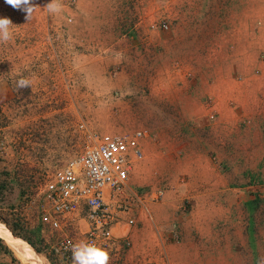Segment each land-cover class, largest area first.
I'll return each mask as SVG.
<instances>
[{
    "label": "rangeland",
    "instance_id": "obj_1",
    "mask_svg": "<svg viewBox=\"0 0 264 264\" xmlns=\"http://www.w3.org/2000/svg\"><path fill=\"white\" fill-rule=\"evenodd\" d=\"M133 34L139 83H125L111 58ZM0 81L13 93L0 110V223L36 264H73L39 222L38 187L82 150L79 125L143 132L127 188L162 197L129 260L264 264V0H0Z\"/></svg>",
    "mask_w": 264,
    "mask_h": 264
},
{
    "label": "built area",
    "instance_id": "obj_2",
    "mask_svg": "<svg viewBox=\"0 0 264 264\" xmlns=\"http://www.w3.org/2000/svg\"><path fill=\"white\" fill-rule=\"evenodd\" d=\"M78 129L85 136L82 150L45 174L38 187L39 222L57 234L54 247L66 261L130 264L125 253L130 230L152 224L148 206L162 197L158 191L138 194L127 188L128 175L142 157L143 132L98 136L83 125ZM169 232L174 240L173 226Z\"/></svg>",
    "mask_w": 264,
    "mask_h": 264
},
{
    "label": "crops",
    "instance_id": "obj_3",
    "mask_svg": "<svg viewBox=\"0 0 264 264\" xmlns=\"http://www.w3.org/2000/svg\"><path fill=\"white\" fill-rule=\"evenodd\" d=\"M244 6V4H243ZM93 28H97V25L95 23L92 24ZM117 24H113V23H106V28H110V29H114L116 28ZM134 28H139V23H134ZM137 35V34H136ZM136 35H129L130 36V42H128L127 44L124 43V39L121 37H118L117 42H119L121 45L120 46H116L114 52L112 53V55L114 54V58H111L112 61L113 59L116 60H124L125 62L123 63V65L121 66L122 68V74L125 76V83L126 82H133L134 83H139V72L137 69V61L139 58V36ZM135 36V37H134ZM129 40V39H128ZM123 79V80H124ZM131 80V81H130ZM120 84L121 81H116ZM11 85L8 84L5 81H0V110L6 105V103L9 104V102L12 101L13 99V93L11 91ZM179 91L178 92H173L174 95V99L175 100H182L185 97H187V89L185 88H178ZM182 89V90H181ZM176 93V95H175ZM174 107H178L177 105H174ZM140 145L143 143V140L139 142ZM142 193V192H139ZM142 224V222L140 223ZM143 225V224H142ZM131 236H133L134 239V247L136 250L137 255H139V229H131ZM141 238H145V235L142 234ZM133 242V243H134ZM166 252L167 254H169L170 252V248L169 245H166ZM10 252V251H9ZM125 253L127 254V256H131L128 255V251H125ZM129 260V259H128ZM127 260V261H128ZM130 264H134V261H129ZM136 263V262H135ZM0 264H20L18 262V260L12 255V253L10 252L9 254H5V253H1L0 252Z\"/></svg>",
    "mask_w": 264,
    "mask_h": 264
},
{
    "label": "bare ground",
    "instance_id": "obj_4",
    "mask_svg": "<svg viewBox=\"0 0 264 264\" xmlns=\"http://www.w3.org/2000/svg\"><path fill=\"white\" fill-rule=\"evenodd\" d=\"M0 236L21 264H36L29 250L0 223Z\"/></svg>",
    "mask_w": 264,
    "mask_h": 264
},
{
    "label": "trees",
    "instance_id": "obj_5",
    "mask_svg": "<svg viewBox=\"0 0 264 264\" xmlns=\"http://www.w3.org/2000/svg\"><path fill=\"white\" fill-rule=\"evenodd\" d=\"M2 175H7V174L4 173V174H2ZM5 186H6L5 183L2 182V181L0 180V193L3 191V189H4ZM21 193H22V192H21ZM0 196H1V194H0ZM0 221L3 222L4 224H6V220L1 216V213H0ZM6 225H7V224H6ZM0 241H1V242L3 241L1 237H0ZM23 241H25L30 247H32V245L30 244L29 241L24 240V239H23ZM3 243H4V241H3ZM4 244H5V243H4ZM24 245L27 246L25 243H24ZM1 246H2V245H1ZM2 247H3V246H2ZM27 247H28V246H27ZM0 250H1V249H0ZM4 251H6V249L3 247V250H1L0 252H4Z\"/></svg>",
    "mask_w": 264,
    "mask_h": 264
}]
</instances>
